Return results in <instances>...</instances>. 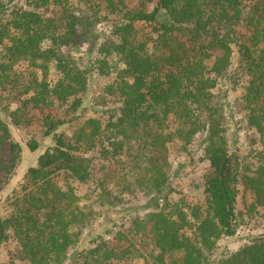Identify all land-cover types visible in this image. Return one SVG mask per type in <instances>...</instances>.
<instances>
[{
	"label": "trees",
	"instance_id": "trees-1",
	"mask_svg": "<svg viewBox=\"0 0 264 264\" xmlns=\"http://www.w3.org/2000/svg\"><path fill=\"white\" fill-rule=\"evenodd\" d=\"M87 1V9L105 4L107 12L122 16L113 32L119 42L108 43V51L123 64L110 86L122 99L119 114L108 123L89 119L73 141L58 133L65 121L50 114L44 117V136H53L54 145L29 168L11 215L0 219V248L10 230L20 246V259L67 264L88 214L82 208L84 198L59 184L64 173L80 184H91L95 202L102 207L121 201L123 194L152 197L156 207L133 223L138 234L153 242L151 264H264V236L212 260L219 242L238 231L241 174L224 135V110L213 90L218 77H228L233 45L239 46L242 74L249 77L244 94L249 120L264 140V0H140L133 10L122 0H22L19 6V1L0 0V89L21 100L10 111L13 125L32 124L30 108L43 112L72 100L69 109L75 113L82 106L87 73L64 48L85 39L87 11L77 14L76 3L86 6ZM239 27L249 30L243 43ZM213 50L223 55L212 62ZM22 61L30 66L27 84L16 71ZM52 73L56 79L50 82ZM171 115L179 120L174 131L168 123ZM201 131L208 142L207 204L205 209L191 207L188 213L164 195L171 169L168 145L189 144ZM97 143L99 154L116 165L105 183L121 189L113 197L109 187L92 181V160L81 152L80 145L91 150ZM29 148L35 152L38 144L31 142ZM21 160L22 146L11 140L0 117V183ZM247 172L244 184L253 193L252 207L264 209V150ZM84 197L89 200L91 195ZM120 256L105 237L97 236L74 264H116Z\"/></svg>",
	"mask_w": 264,
	"mask_h": 264
},
{
	"label": "rangeland",
	"instance_id": "rangeland-1",
	"mask_svg": "<svg viewBox=\"0 0 264 264\" xmlns=\"http://www.w3.org/2000/svg\"><path fill=\"white\" fill-rule=\"evenodd\" d=\"M13 1L14 3L19 1L18 6L22 5V0ZM122 1L128 9L133 10L140 0ZM85 3H76L79 8L77 14L84 9L87 11L85 18L88 27L84 32L85 39L71 48H64V52L74 57L80 68L87 73V88L81 94L83 103L78 111L75 113L70 111L69 106L72 100L67 105L57 104L51 110L43 112L30 108L29 113L33 115L32 124L16 126L11 121L10 111L17 109L21 100L11 99L10 94L0 89V117L8 125L11 140L22 146V160L18 167L10 177L1 176V179L4 178L0 183V219L11 215L12 203L22 195V187L26 184L25 176L29 168L35 166L39 156L54 145L53 136H44L46 128L43 126V119L47 114L65 121L59 126L58 133H63L69 141L74 140L76 133L85 127L89 119L99 118L102 122L108 123L115 120L119 114L122 99L119 95L111 93L110 86L119 72L118 69L123 68V64L114 53L108 51V43L119 42L113 32L114 26L122 21V16L107 12L105 4L97 10L95 6L87 9L88 1L86 6ZM237 31L244 36L241 43L245 42L249 30L239 27ZM233 51L229 75L218 77L217 87L213 92L216 95V101L220 102L224 110L223 129L230 152L240 162L241 174L237 186L238 231L234 237L223 238L219 242L216 255L212 257V260L220 258L226 252L236 253L244 243L264 236V209L252 207L253 193L244 184L245 175L249 173L247 171L255 168L257 156L264 150V140L249 120L250 109L244 100L249 77L242 74L243 64L239 46L233 45ZM212 52L214 54L212 62L216 56L223 55L220 50ZM16 71L21 74L24 83L27 84L30 78L29 63L20 62L16 66ZM54 79L56 75L52 73L49 80L51 82ZM168 123L174 131L177 129L179 120L171 115ZM206 139V133L201 131L189 144L175 141L168 145L171 169L164 195L169 203H180V206L188 213L191 207L199 205L205 209L207 204L204 192L205 175L209 169V161L205 155L208 147ZM31 142L38 144L37 151L30 150ZM98 147L97 143L95 149L87 150L80 145L81 152L92 160V181L101 186L105 185L106 180L112 179L116 165L109 158L101 156ZM57 180L63 188L72 187L84 198L82 208L84 206V211L88 214L87 221L80 228L81 235L78 243L68 252L67 264H74L78 253L90 248L97 236L105 237L110 248L121 255L116 264H151L149 256L153 250V242L149 236L145 239L138 234L133 225L136 219L143 218L156 207L151 196L123 194L121 201L102 207L95 202L91 184H80L64 173ZM105 186L109 187L108 193H111V197L119 194L118 191L121 190L115 184ZM87 194L91 195L89 200L84 197ZM188 218L193 221L191 216ZM7 235L8 238L2 242L0 248V264H29L20 259V246L14 239L12 231L9 230Z\"/></svg>",
	"mask_w": 264,
	"mask_h": 264
}]
</instances>
